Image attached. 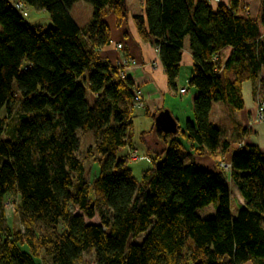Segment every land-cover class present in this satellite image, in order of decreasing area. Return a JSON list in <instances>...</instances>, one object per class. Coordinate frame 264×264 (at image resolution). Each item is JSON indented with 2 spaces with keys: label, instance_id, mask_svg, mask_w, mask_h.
Returning a JSON list of instances; mask_svg holds the SVG:
<instances>
[{
  "label": "trees",
  "instance_id": "1",
  "mask_svg": "<svg viewBox=\"0 0 264 264\" xmlns=\"http://www.w3.org/2000/svg\"><path fill=\"white\" fill-rule=\"evenodd\" d=\"M17 1L49 13L52 27L33 30ZM79 2L94 10L85 28L70 14ZM143 9L133 16L138 36L158 50L171 89L189 41L197 93L184 129L155 128L166 148L138 179L120 154L130 146L135 85L100 57L111 41L105 19L127 21V0H0V264H264V154L243 145L229 172H211L185 162L179 139L193 157L227 154L212 107L242 111L244 82L264 70V0L256 19L242 0H145ZM79 131L97 137L83 160ZM86 161L98 165L92 180ZM230 183L244 201L235 219ZM9 196L20 200L24 231L7 225ZM216 202L214 218L198 217Z\"/></svg>",
  "mask_w": 264,
  "mask_h": 264
},
{
  "label": "crops",
  "instance_id": "2",
  "mask_svg": "<svg viewBox=\"0 0 264 264\" xmlns=\"http://www.w3.org/2000/svg\"><path fill=\"white\" fill-rule=\"evenodd\" d=\"M144 1L145 0H141V9L139 14H141L144 10ZM242 1L247 5L250 17L252 19H256L261 10V0ZM127 2L129 7V0H127ZM210 3L213 8H216L219 4L227 6L229 4V0H220L219 3L211 1ZM134 15L137 14H133L130 11L128 20L123 22V24L120 26L117 25L116 17L113 14H110L106 17L105 22L110 29L111 41L108 46L100 50V57L109 61L113 65H117L123 56L129 57L132 61L131 66L124 70V78L132 80L135 88H138L141 91L144 102L143 107L136 106L133 110V127L134 121L136 119H150L155 115H158V113L168 110L173 118L177 121L178 127L183 129L182 127H185L186 122L188 120H192L194 117L193 100L197 93L195 91V93L190 96L189 91L187 90L184 95L180 94V90L185 89L182 87L184 82L181 81L185 71L189 74V79L192 76L193 58L189 49V41L186 40L185 42L182 60L180 62V73L175 82L176 87L175 89H171L167 76L164 72L158 50L150 43H144L141 41L133 21ZM88 23L89 22H86L85 27ZM79 27L85 28L81 26ZM119 44L124 46L123 51L118 50L117 46ZM187 82L189 84L188 79ZM259 90L261 91V95L264 99V70L260 73L259 79L257 81H247L243 84V98L245 102V108L241 111L243 122L240 121L242 123L240 124V122L232 120V122L234 121L236 124V127H234L243 136L239 137L240 139L242 138L241 142L231 144V147L225 157V160L229 163L231 162L233 152L240 148V145L242 144L255 145L259 147L261 152L264 154V121H255L257 113V103L255 98ZM226 112H228V114H226ZM230 112L234 114V112H232L229 108L224 107L223 104H213L210 116L211 122L214 125L224 123L226 116H228V118L230 117ZM215 114L216 117L218 116V120H216ZM223 114L226 115L223 116ZM229 129L231 131L230 133L233 134V132H235L234 128ZM144 133L143 140L148 135L146 134L144 136ZM153 133L156 134L157 139L160 141L154 142L153 148H151L149 145V147L146 148V155L150 162L152 161L153 157L161 153L166 148L163 139L155 131V127L149 131V135H152ZM225 141L229 142L228 140ZM131 148L132 147H130V149ZM194 158H197L198 162L195 161ZM218 161L219 159L215 160L210 157H193L189 152H187L185 159L186 163L194 162L197 166L211 172L219 171Z\"/></svg>",
  "mask_w": 264,
  "mask_h": 264
},
{
  "label": "rangeland",
  "instance_id": "3",
  "mask_svg": "<svg viewBox=\"0 0 264 264\" xmlns=\"http://www.w3.org/2000/svg\"><path fill=\"white\" fill-rule=\"evenodd\" d=\"M10 1L14 2L15 0H10ZM129 8H130L131 13L139 14L140 9H141V0H135V1L129 0ZM26 10H27V16H24L25 22L33 30H37L38 27H41L43 29H48L52 27L49 13L45 11L37 10L36 8L30 7V6H26ZM93 11H94L93 7L90 6L89 4L85 2H79L73 6V8L70 11V14L72 18L75 20V22L78 23L79 26L85 27L86 22H89L91 20ZM187 79L190 80L189 74L185 71V73L183 74L182 80H181L184 82L182 87L186 88L189 91V95L192 96V94L195 93L196 89L189 86ZM15 86L17 88V84ZM87 101L93 105L94 97L89 91L87 92ZM255 101L257 103V113H256L255 121L260 122L258 121V112H259V107H260L259 103L263 104L264 106V103H263L264 99L261 95L260 90L258 91V94H256ZM223 106L229 108L228 106H225V105ZM231 111L234 112V114L230 112L229 114L230 117L228 118V116H226V118L224 119V123L216 124V126L221 130L222 141L224 142L225 140H228L230 144L241 142L242 138L240 139L239 137L243 136L235 128L236 124L234 123V121L243 122L242 112L233 111V110ZM216 114H215V117H216ZM226 114H228V112H226ZM225 115L223 114V116ZM216 120H218V116L216 117ZM232 120L234 121L232 122ZM241 122L240 124H242ZM154 127H155V120L153 118L146 119V120L136 119L134 121V127L129 134L130 146L128 145L127 147H125L120 153L122 155H125V154L128 155L131 150L133 149L137 150V153L139 157L141 158V160L137 162L129 161V164L133 171V175L138 179L141 178L142 174L147 169L152 167V163L149 161V158L146 155L147 154L146 148H148L149 146L153 148L154 142H159L160 140L157 139V136L155 133H153L152 135L148 134L143 140V133L151 131ZM182 128L184 129V126ZM229 128H232V129L234 128L235 132H233V134L230 133L231 131ZM78 136L80 139V148L78 151V157L83 160L86 150L89 147L95 145L97 141V137H96L95 132L93 131L86 133V134L79 131ZM179 139L180 141L183 142L184 147H185V149L180 152V155L186 159L187 152L192 153V150L190 148L189 143L183 136L180 135ZM130 147H132L133 149L132 148L130 149ZM225 157H226V154L225 156L218 158L219 159L218 163H220L218 164V167H221V164H224V165L230 164L229 162L225 160ZM195 161L198 162L197 158L195 159ZM85 165H86V169L89 170L90 172V179L92 180L97 174L98 165L90 161H86ZM230 194H231V217L235 219L237 218L239 211L243 207L244 201L241 198L239 190L235 184L230 183ZM19 203H20L19 198H13L12 196H9L7 198V201L5 203L6 222L10 229L24 231L23 227L16 220V217H15L16 208L19 205ZM217 208H218V203L216 202L206 208L197 210L196 214L198 215V217H200L203 220H209L216 216ZM145 237H146V234L140 235L136 239L131 238L128 242V245L141 244L143 240L145 239ZM89 260L91 261L92 264H94L93 263L94 261L92 258H89Z\"/></svg>",
  "mask_w": 264,
  "mask_h": 264
},
{
  "label": "built area",
  "instance_id": "4",
  "mask_svg": "<svg viewBox=\"0 0 264 264\" xmlns=\"http://www.w3.org/2000/svg\"><path fill=\"white\" fill-rule=\"evenodd\" d=\"M211 1H213L215 3H219L220 2V0H210V2ZM15 7L24 16H27L26 6L23 3L17 1L15 3ZM117 48H118L119 51H123L124 50V46L122 44H119L117 46ZM131 64H132V61L130 60V58L129 57H126V56H123L122 59H121V61L117 65H115V66L122 67L125 70L126 68H128L129 66H131ZM124 75H125V72L123 71L122 72V77H124ZM186 92H187V89L186 88L180 90V94L181 95H184ZM134 99H135L136 106L143 107L144 102H143V99H142V93H141V91L138 88H135L134 89ZM259 105H260V107H259V112H258V121L262 122V121H264V106L261 103H259ZM242 146H243V144L240 145V147H242ZM128 159H129V161H133V162H137V161H140L141 160V158L139 157L137 151H135V150H131L130 151V153L128 154ZM220 168L223 169L226 172H229L231 166H230V164H228V165L221 164V167Z\"/></svg>",
  "mask_w": 264,
  "mask_h": 264
},
{
  "label": "water",
  "instance_id": "5",
  "mask_svg": "<svg viewBox=\"0 0 264 264\" xmlns=\"http://www.w3.org/2000/svg\"><path fill=\"white\" fill-rule=\"evenodd\" d=\"M155 128L167 135L176 134L178 132L177 121L168 110H164L158 114L155 119Z\"/></svg>",
  "mask_w": 264,
  "mask_h": 264
}]
</instances>
